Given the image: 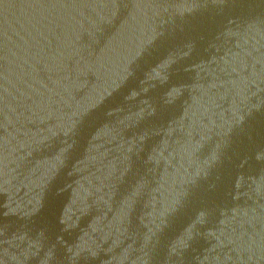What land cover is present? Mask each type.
<instances>
[{
	"label": "water",
	"instance_id": "1",
	"mask_svg": "<svg viewBox=\"0 0 264 264\" xmlns=\"http://www.w3.org/2000/svg\"><path fill=\"white\" fill-rule=\"evenodd\" d=\"M0 264H264V0H0Z\"/></svg>",
	"mask_w": 264,
	"mask_h": 264
}]
</instances>
